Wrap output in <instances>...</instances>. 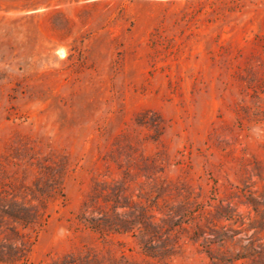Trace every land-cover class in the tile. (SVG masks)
<instances>
[{
	"label": "rangeland",
	"instance_id": "obj_1",
	"mask_svg": "<svg viewBox=\"0 0 264 264\" xmlns=\"http://www.w3.org/2000/svg\"><path fill=\"white\" fill-rule=\"evenodd\" d=\"M11 200L16 264H264V0H0Z\"/></svg>",
	"mask_w": 264,
	"mask_h": 264
},
{
	"label": "trees",
	"instance_id": "obj_2",
	"mask_svg": "<svg viewBox=\"0 0 264 264\" xmlns=\"http://www.w3.org/2000/svg\"><path fill=\"white\" fill-rule=\"evenodd\" d=\"M0 217L2 215L7 216L9 219H11L12 222L17 223L19 227L21 228H27L31 227L36 224H40L41 221V214L39 211V208L36 206H27L23 203H18L15 200H11L8 207L6 205H0ZM109 224V225H108ZM111 223H107L106 225H93V228L98 231H105L110 230ZM11 226L10 231L15 236H22L21 233L18 230V226ZM114 229V227H112ZM150 250L153 249V247H148ZM30 248L24 243L18 244L15 241H12L11 239L2 240L0 239V264H16L20 261H25L28 258ZM148 256L154 257H160L161 254H154L146 252ZM164 256V255H163ZM241 258V256H235L232 260H237ZM227 262L226 259H222L221 263ZM84 264H92L90 260H85ZM130 264H139L137 262H130ZM152 264V263H147Z\"/></svg>",
	"mask_w": 264,
	"mask_h": 264
}]
</instances>
